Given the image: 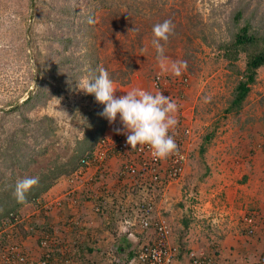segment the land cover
<instances>
[{"label":"rangeland","instance_id":"1","mask_svg":"<svg viewBox=\"0 0 264 264\" xmlns=\"http://www.w3.org/2000/svg\"><path fill=\"white\" fill-rule=\"evenodd\" d=\"M165 20L174 28L168 40L161 41L162 61L152 45V29ZM246 23L249 32L264 35V0H0V200H14V186L21 178H39L29 192L51 182L13 211L21 219L18 234L33 235L29 251H35L37 240L26 227L43 232L48 222L59 232V241L73 250L77 264H83L80 251L89 248L91 239L103 243L95 245L99 264H107L110 251L118 254L113 250L125 244V223L112 216L107 220L93 208L99 195L107 194L104 186L109 182L71 192L64 208L54 202L70 191V170L96 142L101 119L106 120L100 114L104 105L78 86L82 77L98 74L99 68L120 85L136 75L149 82L162 71L170 84L163 92L177 105L174 115L189 127L184 168L175 180L164 178L155 206V214L170 223L172 242L180 246L179 264H187L192 254L220 264L219 254L232 246L225 236L235 237L230 233L234 227L239 228V246L255 242L246 252L231 247L225 258L259 264L264 250L261 229L257 225L247 234L240 217L249 209L246 202L262 198L264 190L245 198L251 187L238 189L242 203L236 207L224 185L264 182V66L257 69L242 103L233 106L246 55L241 52L232 63L219 47ZM179 62L186 67L177 76L171 65ZM110 191L111 196L126 195V190ZM70 197L76 200L72 207L67 204H72ZM74 222L79 225H70ZM130 230L138 238L131 240L145 241L139 226ZM128 248L119 255L125 258Z\"/></svg>","mask_w":264,"mask_h":264},{"label":"built area","instance_id":"2","mask_svg":"<svg viewBox=\"0 0 264 264\" xmlns=\"http://www.w3.org/2000/svg\"><path fill=\"white\" fill-rule=\"evenodd\" d=\"M167 77L165 72L155 73L150 79V92H162L175 102L172 95L163 92L170 85ZM187 125L181 120L170 129L169 134L173 136L177 144L176 151L166 158H155L148 145L131 148L126 142V133L116 131L122 128V125L117 120L109 123L106 119L101 135L70 170L68 177L70 191L63 198L54 201L59 208H64V199L69 198L67 195L72 196L71 192L84 186L105 185V181H102L105 176L110 175L115 164L117 167L115 183L112 188H106L107 194L99 195L101 198L93 208L106 217L108 216L107 220L112 216L115 221L117 219L123 221L125 224H123L124 229L121 234L128 239H131V236L138 239L130 230L136 226L141 228V233L145 238L144 242L135 240V254L130 260L110 251L107 253V264H173L177 260L180 246L172 242L170 223L164 216L155 214V206L157 189L163 183L164 178H167V182L175 180L186 163L188 153L186 136L189 134ZM114 190L118 192L126 190L125 197L117 196L115 193L111 196L109 191ZM70 199L73 200V197ZM42 204V207L49 209L50 204H44V202ZM67 204L72 207L76 204V200H73L72 204ZM262 219H264V211L262 213L252 210L242 212L240 217L242 229L247 234H253ZM20 223L21 219L13 212L0 222V264H77L73 250L70 251L65 243L59 241L57 238L59 232L52 228H45L43 232H40L41 230L27 226L26 233H34L37 240L35 251H29L27 243L33 235L23 237L18 234ZM74 223L70 225H79V222ZM215 262L210 256L192 254L187 264H214ZM258 263L264 264V250Z\"/></svg>","mask_w":264,"mask_h":264},{"label":"clouds","instance_id":"3","mask_svg":"<svg viewBox=\"0 0 264 264\" xmlns=\"http://www.w3.org/2000/svg\"><path fill=\"white\" fill-rule=\"evenodd\" d=\"M173 28L174 25L170 20L153 26L152 45L158 58L162 61L165 58L163 55L164 46L161 41L168 40ZM182 67H186L184 62L171 65L173 73L177 76L180 75ZM97 71L98 74L94 76L82 77L78 88L86 94H93L95 100L104 105L100 114L109 123L119 120L122 128H118L116 131L126 133L127 144L131 148L148 145L155 158H166L174 153L177 144L169 132L177 124L174 115L177 111L176 103L168 96L163 95L162 92L152 93L140 88H133L123 95L117 96L115 94L117 89L108 71L103 68H99ZM38 182V177H24L17 180L13 192L17 202H25L26 193ZM49 227L52 228V225ZM118 235L120 236V234ZM121 235L128 239L124 234ZM128 240L136 246L135 240ZM76 261H78L77 258Z\"/></svg>","mask_w":264,"mask_h":264},{"label":"trees","instance_id":"4","mask_svg":"<svg viewBox=\"0 0 264 264\" xmlns=\"http://www.w3.org/2000/svg\"><path fill=\"white\" fill-rule=\"evenodd\" d=\"M237 15H239V13ZM249 29L250 25L246 23L234 34L232 40L228 44L219 46L220 49L223 50L222 55L229 62L233 63L237 61L241 52L246 55L245 67L241 72V79L238 81L234 90V97L232 99L233 106H239L242 103L250 90L251 84L255 82L257 69L264 66V35L258 36L255 33L249 32ZM105 124L106 120H104V118L101 119V126L99 127L100 135L105 128ZM56 176V174H53L52 178ZM50 184L51 182L48 181L45 184H41L40 187L37 186L34 192H28L26 194V200L23 203L17 202L16 198L9 204L6 201L0 200V219L8 216L11 212L15 211L17 207L25 204L27 201L34 200L41 192L45 191ZM45 228H50L48 223L45 224ZM123 241L125 244L117 246L115 252L121 254L123 253L122 251L129 246L130 248H128L129 250L126 252L125 259L130 260L135 254V245L131 244L126 238H124Z\"/></svg>","mask_w":264,"mask_h":264},{"label":"crops","instance_id":"5","mask_svg":"<svg viewBox=\"0 0 264 264\" xmlns=\"http://www.w3.org/2000/svg\"><path fill=\"white\" fill-rule=\"evenodd\" d=\"M149 84H150V80H149V82H148V80H145V79H143V78H139V76L138 75H136L135 77H133L132 78V80H131V82L130 83H128V84H126V85H120V84H116V83H114V85H115V87H116V92H115V94L116 95H119V94H124V93H126L127 91H129V90H131V89H133V88H145V89H147L148 91H150L151 89H150V86H149ZM116 169H117V167L115 166V164L113 165V167H112V170H111V172H110V175H108V176H105V178L103 179V181L102 182H109V184H107V186L106 187H108V188H112V185H114V183H115V180H116V176H115V171H116ZM109 180H111V181H109ZM228 179H224L223 181H227ZM106 182V183H107ZM230 183H231V181H229V183H225L224 182V185H228L227 186V188L225 187V189L226 190H228V193H227V197H228V200H231V201H229L230 203L231 202H233V204L235 205L236 204V207H240V204L242 203L241 201H242V199L240 198V197H242V193L240 192V194L238 193L239 192V190L238 189H241L242 187H247V186H249V187H251V190H252V188H253V190L250 192V191H248V195L246 196L245 195V198H250L251 197V195H252V197L254 196V195H256L257 194V190L258 189H262V190H264V182H262V183H259V184H254V182H253V185L251 184V181H249L248 183H245V184H237V185H235V186H231L230 185ZM57 185H59V184H56L54 187H52L51 189H50V191L52 190V189H54V188H56L57 187ZM223 185V186H224ZM242 185H244V186H242ZM222 186V187H223ZM105 187V186H104ZM46 193H48V192H46ZM103 195V194H102ZM234 200H235V202H234ZM244 200V199H243ZM246 200H244V202H245ZM241 202V203H240ZM246 203H249L250 205H249V209L247 210L246 208V211H249V210H252V211H257V212H260V213H262L263 211H264V195L262 196V198H259V197H257V198H252V200H249L248 202H246ZM245 207L247 206V204H245L244 205ZM241 212H242V210H241ZM77 216L79 217V213H77ZM53 222H55V220L53 221ZM48 223V222H47ZM49 225V224H48ZM258 226H259V230L260 231H258V235L259 236H261V239L259 240L260 242H262L263 240H264V219H262L259 223H258ZM239 229V228H238ZM238 229L236 230L235 229V227L234 228H232V230L230 231V233H234L235 234V237L233 236V237H231V236H229V235H227V236H225V241H228V242H230V243H232V246H230V247H228L226 250H224V252H221V255L219 254V257H220V259L217 261V262H220V264H236L235 263V261L233 260V259H227V258H225V256L227 255V253L225 252V251H227L228 249H230L231 247H233V249H236L235 251H240V252H246V247H248L247 245H251V244H253L255 241H253V240H249V244H243L244 246H239L238 244H237V239H235L236 237H238ZM84 231V230H83ZM94 238V237H93ZM258 243V244H256V246L257 247H259L260 246V244L261 243ZM101 244H103L102 242H100V243H95L94 242V239H91V241L90 242H88L87 243V246H89V248H86V250H84L83 252H81L80 251V256L82 257H84V260H83V264H99V262H98V258H100L99 257V253L98 254H95V252H97L98 251V247H96L95 245H97V246H100ZM237 244V245H236ZM29 246V248H31L32 246L31 245H28ZM234 251V252H235ZM78 252V251H77ZM90 254V255H89ZM88 255V256H87ZM228 256V255H227ZM231 257H233V258H235L236 256H231ZM101 259V258H100ZM225 260V261H224ZM102 260H101V263L100 264H102ZM179 262L180 261H178V260H176V261H174L173 262V264H179ZM104 264V263H103Z\"/></svg>","mask_w":264,"mask_h":264}]
</instances>
